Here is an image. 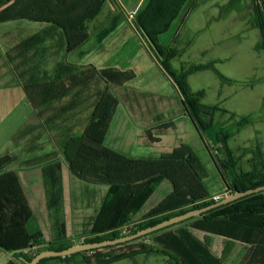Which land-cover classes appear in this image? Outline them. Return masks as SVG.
<instances>
[{
    "label": "trees",
    "instance_id": "16d2710c",
    "mask_svg": "<svg viewBox=\"0 0 264 264\" xmlns=\"http://www.w3.org/2000/svg\"><path fill=\"white\" fill-rule=\"evenodd\" d=\"M10 1L0 0V5ZM106 1L21 0L0 13V24L28 20L50 26L30 40L21 43L20 49L24 50L27 46L42 47L46 41L57 39V36L52 34L58 32L61 33L58 41L64 42L66 47L67 39L64 33L69 30H86L87 25L98 17ZM253 2L252 23L262 34L259 50L264 51V0H253ZM194 3V0H145L137 11L136 26L156 53L163 70L176 84L183 113L189 117L200 135L203 134L202 137H206V131L212 130V135L219 147L229 153L228 141L232 132L215 122L216 114L222 110L200 104L199 98H202L204 93L191 92L188 84L191 73L179 74L172 68V61L182 52L171 45L172 40L167 44L161 41V36L170 31L171 37L176 38L182 24L181 19L178 24H175V21L180 16L184 17L189 10H194L196 6ZM57 67H66L68 71H58L53 76H47L48 81L52 80L50 84L54 87L69 81L72 86L62 93L53 95L51 100H58L62 95L69 94L73 84L88 86L96 80L105 86L113 87L118 94V97L114 99L112 95L102 90L94 105L95 110L99 105V112L94 118L95 123L89 125L85 131L86 135L70 137L66 140L63 148L65 158L70 165V172L75 178L89 184L109 186L92 229L85 239L80 241L82 244L101 243L131 236L171 218L221 201L212 200V195L204 183L207 172L188 146H181L165 157L135 159L113 151L105 145L103 138L108 127L107 115L114 102L121 99L133 107L140 101L139 93L126 87L136 79V74L132 71L109 69L98 73L93 68L80 71L77 66L66 62L58 63ZM207 68L199 67L195 69V72L204 71ZM27 90L31 102L37 105L38 95L44 92L39 89L34 93L35 89L30 87ZM206 117L208 120L204 123L201 119ZM251 117L236 122L235 130L240 131L250 125ZM169 125L171 124H166L163 129H169L171 127ZM92 131L99 139L92 134L89 135L93 133ZM147 133L151 141H157L152 138L150 132ZM13 161L14 157L9 154L0 157V249L15 254L20 262L26 264L31 262L39 252L34 254H24V252L34 248L44 250L41 247L46 246V243L42 240V233L30 235L27 231L26 226L31 218L30 207L19 185L18 177L12 171H6ZM218 161V156L213 157V162L231 195L236 191L246 192L264 186V170L235 172L232 177H227L224 168L235 169L237 163L232 160L230 165L226 166L223 161ZM165 180L171 182L173 192L152 209L142 221L134 223L135 216ZM187 224H190V228L194 230L248 245V261L245 264H264V192L245 197L129 244L79 253L65 258L46 259L40 264L53 262L89 264L85 259L88 255H96L92 264H112L124 259H134L138 255H162L169 259L170 264H188L186 256L194 259L188 261L189 264H198L196 262L201 261L204 262L203 264H222V260L215 258L206 245L193 237L187 229L181 231L178 238L180 240L185 237L183 235H188V241L183 240L186 248L176 247V237L168 232ZM61 237L59 241L45 249L62 251L76 245V242L66 238L64 232ZM147 239H152L153 242L149 244L146 242Z\"/></svg>",
    "mask_w": 264,
    "mask_h": 264
},
{
    "label": "rangeland",
    "instance_id": "374dc122",
    "mask_svg": "<svg viewBox=\"0 0 264 264\" xmlns=\"http://www.w3.org/2000/svg\"><path fill=\"white\" fill-rule=\"evenodd\" d=\"M194 1L195 9L189 10L184 17L180 16L175 21V24H178L181 19L182 24L176 38L171 37L172 32L170 31L161 36V41L167 44L172 40L171 45L182 52L172 61V68L179 74L191 73L188 77L191 92L193 94L204 93L203 97L199 98L200 104L205 107H218L226 112L225 114L221 113L222 111L218 112L215 122L232 132L228 141L229 153L219 147L212 135V130L206 131V137H202L203 134L200 135L194 125L184 117L187 115L183 113L179 103L180 93L176 84L163 70L156 53L136 26L138 10L133 5L139 0H107L98 17L87 25L86 30H69L64 33L67 39L66 47L64 42L58 41L60 32L53 33L52 35L57 36V39L49 41L45 46L46 51L52 54L54 66L60 62H66L77 66L80 71L93 68L98 73L109 69L132 71L136 74V79L126 87L141 96L137 105L144 102H148L151 106L155 105L159 114L164 113L165 121H175V127L178 128L177 130L173 128L165 130L170 133L169 137L158 149L139 146L136 152L143 153V158H157L160 157L159 150L163 146L169 148V145H175L174 143L182 146V142L185 141L209 169L211 178L205 185L210 193L220 192L217 193L218 195L211 196L215 201L213 199L215 196H219V200H222L231 194L227 186L222 191L224 187L218 180L220 173L216 170L217 168L213 171L215 163H208L205 160L206 156L209 157L208 154L213 157L218 156L219 161H223L226 166H229L232 160L237 163L235 169L224 168L227 177H232L235 172H251L256 167L257 170H264V51L259 50L262 34L252 23L253 0ZM26 28L29 27L15 25L0 27V37L6 31L18 32L19 29ZM39 30L40 27H38ZM9 46H12V43H5L0 38L2 52H7ZM40 61L36 60L37 63ZM199 67L208 68L195 72V69ZM13 78L14 76L12 78L7 76L4 81L7 82ZM2 81L3 79L0 80V84ZM94 83L99 84L98 80ZM120 108L121 111H127L123 105H120ZM10 109L7 104L1 105L0 114L7 115ZM134 110H138L137 106ZM127 112L125 113L129 115ZM249 116H252L250 125L240 131L235 130L234 124ZM2 118L3 120H0V157L11 155V153L13 155L16 150L15 141L11 137L16 131V125L13 122L17 117L13 116L12 112L6 118L0 116V119ZM201 120L205 123L208 118ZM143 135V138L139 139L140 144L150 138L145 132ZM151 135H153L152 132ZM180 137L185 140H178ZM166 182L169 184V181ZM163 190L164 185L161 189H157L158 193L151 203L160 198ZM165 196L164 193L163 197ZM89 209H92V206ZM138 215L135 216L134 223L142 221L146 216L136 219ZM182 227L189 232L192 229L190 224ZM178 230L180 228L172 229L174 232ZM87 235L74 236L79 239L76 245L82 244L80 241H83ZM183 236L185 237L180 240L179 235L175 238L178 249L186 248L183 240L188 241V235ZM151 240L147 239L146 242L151 244L153 242ZM41 250L43 249H27L24 254H34ZM95 256L88 255L85 259L92 264ZM185 259L188 264V261L194 260L187 256ZM168 260L162 255H138L134 259H124L112 264H170ZM234 262L230 261L227 264ZM196 263L203 264L204 262ZM0 264L23 263L15 254L0 249ZM51 264L62 263L53 262Z\"/></svg>",
    "mask_w": 264,
    "mask_h": 264
},
{
    "label": "crops",
    "instance_id": "0c3cea01",
    "mask_svg": "<svg viewBox=\"0 0 264 264\" xmlns=\"http://www.w3.org/2000/svg\"><path fill=\"white\" fill-rule=\"evenodd\" d=\"M19 1L21 0H11L0 5V13ZM144 1L139 0L133 6L139 10ZM13 25L29 28L19 29L18 32L6 31L0 37L5 43H12V46L7 48V52L0 50V80L3 79L0 84V91H4V93L3 91L0 92V106L7 104L11 108L7 115L0 114V116L6 118L13 112V116L17 117L13 122L16 125V131L11 137L15 141L16 148L13 155L11 153L14 161L6 171H12L18 177L19 185L31 210V218L26 228L30 235L42 233V240L46 246L41 248H47L59 241L63 232L66 238L76 242L79 239L74 236L89 234L92 229L95 218L109 191V186L89 184L75 178L71 174L69 162L65 158L64 144L70 137L83 136L89 125L95 123L94 118L99 112V105L96 110L94 105L102 90L104 93L112 95L114 99L118 97V94L113 87L100 85V83H92L89 86L77 83L73 84L69 94L62 95L58 100H51L53 95L62 93L72 86L68 81H65L64 84L53 87L50 84L52 80H47V76H53L58 71H68L66 67L54 66L52 54L46 51L47 47L45 46L51 40L46 41L43 48L35 46H27L24 50L19 48L21 43L30 40L50 26L20 20L0 24V27ZM38 27H40L39 31ZM36 60L40 62L37 63ZM7 76H11V78L14 76V78L5 82L4 78ZM28 87L35 89L34 93L39 89L44 92L42 95H38V100L36 99L38 101L37 105L35 104L37 107L28 96ZM120 105H123L128 112L121 111ZM135 106L138 110H134ZM157 110L155 105L151 106L148 102L139 105L136 102L132 107L121 99L116 100L107 115L108 127L103 138L105 145L127 157L144 159L143 153L136 152L138 151L137 147L158 149L161 144L165 143L170 134L165 132L164 126L171 124L169 130L171 128L178 129L175 127V121L166 122L164 113L159 114ZM184 117L189 123H192L187 116ZM144 132L146 134L152 132L154 135H151L152 138L157 141H151L148 138L140 144L139 139L140 137L143 138ZM162 133L163 135H159ZM91 134L99 139L98 136L94 135L95 132L89 135L91 136ZM180 139L185 140V138H178V140ZM174 144H170L169 148L163 146L159 150L160 157L168 156L181 147L176 143ZM182 144V146L190 148L207 172V177L204 179L206 184L211 178L209 169L192 147L187 145L185 141ZM194 145H196L195 142ZM208 155L210 159L206 156L205 160L208 163L213 162L212 156ZM256 168L252 170H256ZM214 169L216 166L213 171ZM218 176V180L224 187L222 191H224L226 183L220 174ZM166 181L168 180L163 181L158 186L159 188L157 187L159 190L164 185L163 192L166 196L163 197L164 193L162 192L160 198L151 203L158 193L156 189L136 219L145 216L173 192L171 182L167 184ZM217 193L220 192L210 194L218 195ZM83 203L85 204L83 205ZM90 204L92 209H89ZM148 204L149 206L146 208ZM86 208L88 209L85 210ZM178 228L180 230L176 232L171 230L168 233H172L171 235L176 237L186 229L184 227ZM190 233L203 242L215 258L222 260V264H227L230 261H235L233 264H245L248 261L249 246L244 243L194 229H190Z\"/></svg>",
    "mask_w": 264,
    "mask_h": 264
},
{
    "label": "water",
    "instance_id": "95a60500",
    "mask_svg": "<svg viewBox=\"0 0 264 264\" xmlns=\"http://www.w3.org/2000/svg\"><path fill=\"white\" fill-rule=\"evenodd\" d=\"M261 192H264V186L259 187L257 189L248 190L246 192L236 191L231 196L222 199L220 202H217L214 205H211V206L203 208V209L190 211L184 215L171 218V219L164 221V222H162V223H160L154 227L140 231L134 235L122 237V238H119L116 240H108V241H104L101 243H94V244L73 245L71 248L66 249V250H62V251H53V250H49V249H44V250L40 251L34 257V259L31 262H26V264H40V262H42L43 260H46V259L65 258V257H69V256L79 254V253L89 252V251L103 249V248H107V247H114V246L123 245V244H129V243H131V242H133L139 238H142L144 236H147V235H150L152 233L164 230L166 228L181 224V223L186 222L192 218L199 217V216H201V215H203L209 211H212L214 209L229 205V204L236 202L238 200H241L245 197H248V196H251L254 194H258Z\"/></svg>",
    "mask_w": 264,
    "mask_h": 264
},
{
    "label": "built area",
    "instance_id": "2783aa9c",
    "mask_svg": "<svg viewBox=\"0 0 264 264\" xmlns=\"http://www.w3.org/2000/svg\"><path fill=\"white\" fill-rule=\"evenodd\" d=\"M131 18H132V19H134V17H133V16H131ZM129 21H131V20L129 19ZM219 198H220L219 196H215L213 199H214L215 201H218V200H219Z\"/></svg>",
    "mask_w": 264,
    "mask_h": 264
}]
</instances>
